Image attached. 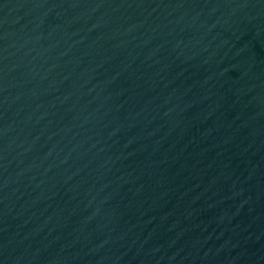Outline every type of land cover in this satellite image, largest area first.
Instances as JSON below:
<instances>
[{"label": "water", "instance_id": "95a60500", "mask_svg": "<svg viewBox=\"0 0 264 264\" xmlns=\"http://www.w3.org/2000/svg\"><path fill=\"white\" fill-rule=\"evenodd\" d=\"M0 264H264V0H0Z\"/></svg>", "mask_w": 264, "mask_h": 264}]
</instances>
